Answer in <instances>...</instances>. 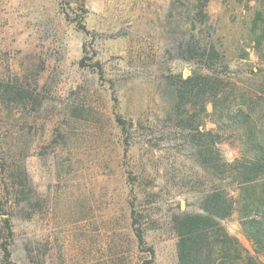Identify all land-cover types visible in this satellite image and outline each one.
<instances>
[{"label":"rangeland","instance_id":"rangeland-1","mask_svg":"<svg viewBox=\"0 0 264 264\" xmlns=\"http://www.w3.org/2000/svg\"><path fill=\"white\" fill-rule=\"evenodd\" d=\"M195 1L0 0V81L27 80L41 101L24 134L29 196L43 201L33 219L13 218V263L35 264L31 249L40 248V264H144L131 227L134 209L154 250L152 264H179L172 217L202 213L208 183L186 133L167 115L161 79L208 73L171 47ZM256 3L210 0L198 31L213 34L228 67L225 107L251 112L264 130L257 92L264 50L251 32ZM79 15L87 32L75 21ZM222 108L209 104L199 127L224 134L218 149L233 162L244 128L220 120ZM226 192L236 199L239 188ZM221 224L245 254L264 262L238 210Z\"/></svg>","mask_w":264,"mask_h":264},{"label":"trees","instance_id":"trees-1","mask_svg":"<svg viewBox=\"0 0 264 264\" xmlns=\"http://www.w3.org/2000/svg\"><path fill=\"white\" fill-rule=\"evenodd\" d=\"M209 1L196 0L185 8L186 28L171 40V47L177 49L178 57L205 68L208 73H195L186 80L177 74H168L161 79L167 115L186 133L184 139L193 146L194 158L208 183L202 199V213L172 217L177 258L179 264H258L244 253L239 241L228 234L221 222L238 210L247 238L257 253L264 255V130L251 112L247 113L241 107L236 111L225 107L229 100L230 83L224 78L228 75V67L214 44L213 34L198 31V27L208 22L206 8ZM256 1L252 40L258 50H264V0ZM61 8L67 14V3ZM78 17L80 20L75 21H79L81 29L87 32L82 16ZM257 92L264 98V83L257 87ZM209 104H213L215 110L223 105L219 118L225 117L227 125L233 129L244 128L245 137L241 138L244 146L240 157L233 162L225 161L218 149L224 134L199 127L209 115ZM40 105L41 101L27 80L15 77L0 81V237L3 240L0 253L4 264H15L13 218L33 219L36 208L42 206V197H37L33 203L29 196L25 165L29 148L24 134L32 112H37ZM228 185L238 186L236 199L228 196ZM131 227L138 248L148 259L144 264H152L154 250L147 245L145 229L134 209ZM35 251L33 262L40 264L41 249H31V253Z\"/></svg>","mask_w":264,"mask_h":264}]
</instances>
